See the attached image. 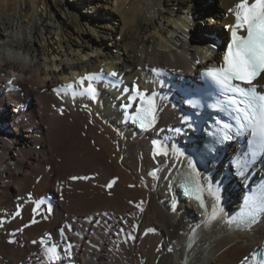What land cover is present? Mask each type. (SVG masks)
I'll return each mask as SVG.
<instances>
[{
  "label": "bare ground",
  "instance_id": "bare-ground-1",
  "mask_svg": "<svg viewBox=\"0 0 264 264\" xmlns=\"http://www.w3.org/2000/svg\"><path fill=\"white\" fill-rule=\"evenodd\" d=\"M214 1L0 0V264H264V216L246 228L231 219L264 176V151L230 147L203 177L204 209L175 187L187 165L170 149L194 136L197 112L182 87L221 60L234 23L237 0ZM88 74L102 83L96 102L77 83ZM135 90L160 102L145 133L124 117ZM217 195L223 220L207 223ZM39 197L48 221L33 212Z\"/></svg>",
  "mask_w": 264,
  "mask_h": 264
},
{
  "label": "snow or ice",
  "instance_id": "snow-or-ice-1",
  "mask_svg": "<svg viewBox=\"0 0 264 264\" xmlns=\"http://www.w3.org/2000/svg\"><path fill=\"white\" fill-rule=\"evenodd\" d=\"M228 12L233 16L234 23L226 25L231 39L227 45V50L223 54V62L218 67H210L206 69L205 75L210 77L221 89L228 93L234 94L233 102L238 104L237 111H242L243 120L241 128L251 130L254 137H257L256 146L259 150L264 151V94L257 90V82L264 79V0H237V2L228 9ZM153 72L158 69H152ZM94 77L91 74L78 78L77 83L84 85L87 81V86L83 88L81 95L87 94L93 100L96 98L97 88L92 81ZM11 83V82H10ZM68 89H72L73 85H67ZM54 91H59L54 89ZM143 102L136 119L140 121L142 127H152L157 119V102L154 96H145L144 93H138ZM185 119H187L185 117ZM154 154H160L163 151L157 141H152ZM166 154V153H165ZM178 155L183 156V152H178ZM188 167L192 170L185 185L189 190V194L199 201L200 207L205 206L202 197L203 187L200 184V174L196 170L195 164L189 158ZM149 175L155 177V172H150ZM72 180H88V176H72ZM115 180H110L104 187L111 188ZM212 189H209L210 194ZM31 197V194H29ZM216 203L213 204L212 213L208 217L207 223L217 220H223V209H218V195L215 197ZM129 203H132L129 201ZM143 203V202H141ZM40 204L37 203L33 208V212H37ZM137 207H140L137 205ZM173 210L176 208V201L172 202ZM107 215V213H105ZM252 218L255 219V214ZM242 218H233V221ZM35 222V221H33ZM231 223V221H230ZM135 225H133V229ZM196 231L195 228L192 229ZM128 239H134L131 233L128 234ZM127 242V241H125ZM37 243V241H33ZM40 245L45 244L44 238L39 241ZM171 251V249H169ZM45 257L51 262L58 259L56 255V247L52 246L44 250ZM247 257L241 261V264H246Z\"/></svg>",
  "mask_w": 264,
  "mask_h": 264
},
{
  "label": "rangeland",
  "instance_id": "rangeland-1",
  "mask_svg": "<svg viewBox=\"0 0 264 264\" xmlns=\"http://www.w3.org/2000/svg\"><path fill=\"white\" fill-rule=\"evenodd\" d=\"M215 3H217L216 0L213 2V6L214 7H217V5ZM202 27H204V24L202 22H200L199 20H197L194 29H196V28H202Z\"/></svg>",
  "mask_w": 264,
  "mask_h": 264
}]
</instances>
